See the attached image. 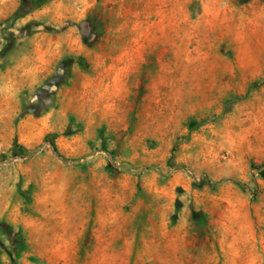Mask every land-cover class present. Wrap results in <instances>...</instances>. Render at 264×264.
Wrapping results in <instances>:
<instances>
[{"label":"rangeland","instance_id":"374dc122","mask_svg":"<svg viewBox=\"0 0 264 264\" xmlns=\"http://www.w3.org/2000/svg\"><path fill=\"white\" fill-rule=\"evenodd\" d=\"M258 168L264 0H0V264H264Z\"/></svg>","mask_w":264,"mask_h":264},{"label":"trees","instance_id":"16d2710c","mask_svg":"<svg viewBox=\"0 0 264 264\" xmlns=\"http://www.w3.org/2000/svg\"><path fill=\"white\" fill-rule=\"evenodd\" d=\"M51 146H52V149H53V151L56 153V154H58L59 155V153L57 152V148H56V145H55V143L51 140ZM12 151H13V154L14 155H16V156H23V154H24V151H25V148L23 147V146H21V145H16V144H14L13 145V149H12ZM258 172L262 175V176H264V168H258ZM237 185H239L240 187H242V186H244L243 184H241L240 182H235Z\"/></svg>","mask_w":264,"mask_h":264},{"label":"water","instance_id":"95a60500","mask_svg":"<svg viewBox=\"0 0 264 264\" xmlns=\"http://www.w3.org/2000/svg\"><path fill=\"white\" fill-rule=\"evenodd\" d=\"M118 167H119L120 169H123V170H126V171H132V172H135L134 170H131V169L125 168L124 166H121V165H118Z\"/></svg>","mask_w":264,"mask_h":264}]
</instances>
